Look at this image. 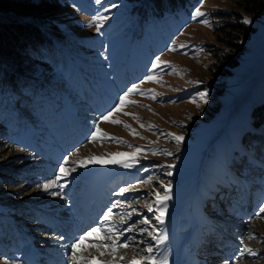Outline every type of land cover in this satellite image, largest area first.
<instances>
[{"label":"rangeland","instance_id":"374dc122","mask_svg":"<svg viewBox=\"0 0 264 264\" xmlns=\"http://www.w3.org/2000/svg\"><path fill=\"white\" fill-rule=\"evenodd\" d=\"M239 1L197 0L153 22L133 16L112 35L115 41L127 34L113 59L105 54L109 43L102 28L97 32L94 17L106 15L102 25L122 13L125 18L132 5L143 6L144 0H60L54 10L36 12L44 17L42 27L51 38L48 54L36 44L26 48L0 41V264H9L8 256L15 254L9 247L21 245L27 236L44 255L39 264H61L65 252L70 254L63 247L103 224L100 218L109 207V224L119 231L135 224L137 230L123 231L117 243L129 246L118 248L115 255L100 257L91 249L99 260L129 264L151 244V255L166 258L167 264H264V121L254 120L256 114L250 112L264 94V7L251 14ZM196 8L205 15L194 18ZM29 9L0 0L3 21L31 20ZM226 12L228 19L243 25L233 35L237 47L219 38ZM157 56L170 63L153 70ZM150 74L158 81L140 86L154 91L130 94L128 99L136 103L114 113L113 119L122 124L100 119L131 85ZM204 92L207 103L200 96ZM97 124L109 135L93 141ZM256 127L261 128L254 134ZM172 133L182 135L183 141L177 144ZM117 152L135 153L138 163L131 168L77 164L92 156L131 160L109 155ZM221 155L228 156L227 171L241 178L239 184L249 192L244 211L221 204L206 189ZM66 156L70 174L59 181L64 187H37L55 178ZM169 183L171 199L165 202L160 224L154 193L163 195ZM86 195L89 214L82 202ZM84 213L90 215L91 227L79 230ZM145 218L151 223H143ZM154 230L157 235L166 232L162 245L147 234ZM18 263L24 262L19 258Z\"/></svg>","mask_w":264,"mask_h":264},{"label":"snow or ice","instance_id":"6c2138e0","mask_svg":"<svg viewBox=\"0 0 264 264\" xmlns=\"http://www.w3.org/2000/svg\"><path fill=\"white\" fill-rule=\"evenodd\" d=\"M97 4L101 3V0H95ZM114 6V5H113ZM205 13L200 10V8H196L194 13L195 17H203ZM108 17L103 14H98L94 17L93 22H97L96 30L99 32L101 30L102 22L107 20ZM203 23L207 24V20H203ZM245 23H251V20L248 18L244 19ZM183 47V45H181ZM168 61H162L159 56L156 57L155 61L152 63V69L155 70L159 68L161 65H167ZM157 80L158 77L154 75H147L144 77L143 80L140 81V83L133 84L131 87H129L120 97L119 102L116 104V106L106 114L101 116V120L105 122H110L113 124H122L123 121L118 119H113L114 113L123 111L124 107L127 104L130 103H136V101L129 100L128 97L130 94L134 92H140L141 94H144L145 91L147 92H153L152 89H142L141 84H143L145 81H153ZM200 96L202 99H204V102L207 103L206 96L207 93H200ZM153 99L156 98L155 95L152 96ZM126 115H134L133 113H125ZM126 127H130L129 125H125ZM143 127V125H141ZM133 134L135 135V130H133ZM109 134L103 133V130L99 127V124L95 126V130L91 134V139L93 141L97 139H101L102 136H107ZM176 141L177 144H179L181 141H183L184 137L182 135H176L175 133L171 134ZM79 151V150H77ZM140 149H137V152H139ZM168 155H171V153H166ZM111 156H130L131 160H115V159H108L103 160L102 158H98L95 156L92 157H86L84 159H81L77 161V164L80 166L86 167L88 164L93 163H109V164H122L125 168H131L136 163H138V160L136 158L135 153H111L109 154ZM64 162L60 164L59 166V173L55 176L54 179L43 183V185H37V187H42L44 190H49L54 187L63 188L64 185L60 184L59 181L70 174V170L66 167V164L69 161V157L63 158ZM169 167H172L171 165ZM72 171H75V169H72ZM168 175H171V172L167 173ZM152 177H148V182H151ZM163 184V181L160 182ZM125 190L123 188L120 189V192L123 193ZM171 184L164 185V193L161 195L160 192H155V198L156 203L160 205V207L157 209L158 215L155 217V219L160 223L163 224L165 214H166V206L165 202L171 199ZM57 192H51V195H57ZM149 211H152L151 208L148 209ZM135 212V209H133V213ZM261 212H264V208L261 209ZM132 213H129L130 216ZM113 215V209L109 207L107 211L103 214V216L100 218L104 221L103 224H98L95 227L90 228L89 230L85 231L83 234L79 235L70 245V255H69V261L68 264H115V260L113 261H104V260H98L97 255H93L91 253V249H95L96 252L99 254L100 257H103L105 255H115L118 248H127L129 245L127 243L118 244L117 240L119 239V236L123 235V231H133L137 230L136 225L132 224L129 225V227L124 228L123 231H119L114 225L109 224L108 221L112 218ZM121 222H125V217H120ZM143 223H151V221L147 220V218L144 219ZM141 232H145V229H138ZM154 230L153 232H148L147 234L152 237L153 240L157 242V244L162 245L165 240L168 239V236L166 232L161 231L160 234H155ZM61 240H63V237H60ZM108 241H111L109 243ZM246 251L250 252L252 255H255L254 252H252L251 249H245ZM154 252V246L149 244V246L145 249V255H141L139 259L137 257H132L129 261V264H167V259H158L156 256L151 255ZM120 259H124V257H120Z\"/></svg>","mask_w":264,"mask_h":264},{"label":"trees","instance_id":"16d2710c","mask_svg":"<svg viewBox=\"0 0 264 264\" xmlns=\"http://www.w3.org/2000/svg\"><path fill=\"white\" fill-rule=\"evenodd\" d=\"M7 3H14L20 6L21 8L25 6V8L32 7L33 9H29L30 13L33 15L31 20H23L18 22L11 21H3L0 18V41L4 42L7 45H16L17 42L22 43L28 48L29 43L36 44V49H39L43 53H51L52 43L51 38L48 35V32L42 27V20L44 17H40L36 15V12H44V11H52L54 10L60 0H4ZM107 4L117 3L126 0H106ZM133 1V0H127ZM197 0H144V5H140L141 3H136L132 5V9H128V15L124 18V13L120 14L116 18H113L107 22H105L101 28V32L105 34V38L108 41V45L104 48L105 54L108 58L113 59L114 52L116 51L117 55L121 52L123 47L125 46V40L127 38V34L121 38H117L115 41L112 38V35L117 32L118 27L127 24L133 16H136L140 22L148 20L149 22L155 21L157 18H161L169 13H172L174 10L184 7L185 5H190ZM240 6L242 9L251 14H258L262 11L264 7V0H240ZM35 12V13H34ZM225 22L220 25L224 29L219 33V38L222 42L231 47H237L239 43L235 39V31L242 28V24L238 20H231L227 17L230 15L229 12L224 13ZM227 16V17H226ZM40 20V21H39ZM234 35V36H233ZM158 38L157 32L154 35ZM23 38H27L23 39ZM105 40V39H104ZM106 42V40H105ZM123 42V43H122ZM107 43V42H106ZM122 43V44H121ZM61 64V63H60ZM8 86L4 88V91H8ZM9 94V91H8ZM188 92L184 93L183 97H185ZM182 97V98H183ZM8 110H5L4 115ZM10 111V110H9ZM250 112L256 114L253 118L254 120L259 119V122L264 121V94L258 100L256 105H252L250 108ZM12 113V111H11ZM259 126V125H258ZM257 129L251 130L252 133L256 134L257 130L261 127H256ZM252 141H255L252 138ZM147 170V169H145ZM145 170H141V172H145Z\"/></svg>","mask_w":264,"mask_h":264},{"label":"bare ground","instance_id":"6f19581e","mask_svg":"<svg viewBox=\"0 0 264 264\" xmlns=\"http://www.w3.org/2000/svg\"><path fill=\"white\" fill-rule=\"evenodd\" d=\"M214 163L215 164L213 167L217 166V169L210 176V178L208 177V179H207V188H206L207 191H209L211 193V195L216 194V198H218V200L221 202V204L228 206V207H231L235 211H244V209L248 203V193L249 192L243 183L239 184V182H241L239 179H241V178H238V180H237V179L233 178L234 176L233 177L231 176L230 171L229 172L227 171L226 167L228 164V156H226V155L222 156L221 155L220 158L217 159V164H216V162H214ZM113 174L111 173L110 175H108L106 178L107 180L103 181V182H105V185L108 184V182L112 178ZM242 181H243V179H242ZM85 183H87V185H86L87 188L91 187L90 185L92 182L89 183L87 180H85ZM100 184H101V182L98 184V187ZM226 184H227V187H226ZM228 186H232V190H229ZM97 194L98 193H96V195ZM96 195H94V196L95 197L101 196V194H98L97 196ZM92 199H93V197H92ZM88 201H89V196L86 195L82 201L85 204L86 210L88 208V206H87ZM100 202H101V198H100ZM95 204L96 203L94 202V205ZM88 210L86 211L87 214H89L88 212L90 211V210L89 211ZM96 210H98V209H96ZM93 211H94V209H93ZM94 213H95V211H94ZM88 217L91 218L90 215H85V213L82 215V220H81V218H80V220L83 222L81 223V225L76 226V227H78L79 230L80 229L81 230L82 229L87 230L88 228L91 227L90 224L92 223V221ZM68 233H70V232H68ZM25 237H22V238H25ZM76 237L77 236H75L74 238H76ZM19 238H21V237H19ZM20 243H22V244L17 246V247H14V246L9 247V250H8L9 252H11V253L15 252V254L13 253L14 254L13 257H11L12 255L8 256V259H10L9 264H19L18 263L19 258L21 260H23L24 263H22V264H39L40 261L45 259V258H42L44 255L42 254V252H40L38 250V247H36L33 244V242H31V240L29 239V236H27L24 239V241H21ZM60 243H62V242H59V244ZM69 245L70 244H67L66 246L63 247V249H65L67 247L69 248ZM69 255L70 254L65 252V255L62 259L63 262H61V264H68ZM59 261H61V260L59 259ZM51 262L54 263L57 261H51Z\"/></svg>","mask_w":264,"mask_h":264}]
</instances>
